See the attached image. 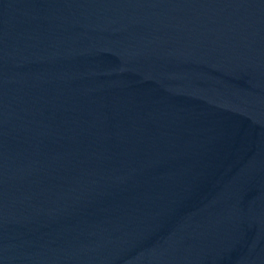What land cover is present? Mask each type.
<instances>
[{"label": "water", "instance_id": "obj_1", "mask_svg": "<svg viewBox=\"0 0 264 264\" xmlns=\"http://www.w3.org/2000/svg\"><path fill=\"white\" fill-rule=\"evenodd\" d=\"M0 264H264V0H0Z\"/></svg>", "mask_w": 264, "mask_h": 264}]
</instances>
